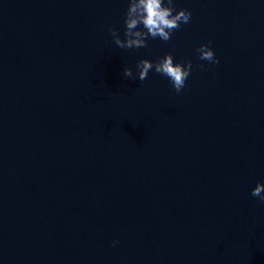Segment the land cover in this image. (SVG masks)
Returning <instances> with one entry per match:
<instances>
[{
	"label": "water",
	"instance_id": "1",
	"mask_svg": "<svg viewBox=\"0 0 264 264\" xmlns=\"http://www.w3.org/2000/svg\"><path fill=\"white\" fill-rule=\"evenodd\" d=\"M175 4L120 49L128 0H0V264H264V0Z\"/></svg>",
	"mask_w": 264,
	"mask_h": 264
},
{
	"label": "clouds",
	"instance_id": "2",
	"mask_svg": "<svg viewBox=\"0 0 264 264\" xmlns=\"http://www.w3.org/2000/svg\"><path fill=\"white\" fill-rule=\"evenodd\" d=\"M191 12L181 8L176 10L175 0H128V7L124 16L123 23L125 25L123 36L120 38L119 30L109 27L108 31L112 37L114 44L120 49L146 48L149 38L157 37L167 42L171 39L172 33L178 30L182 24L190 22ZM212 41L207 44H200L196 52L200 60L207 61L210 64H218L212 48ZM196 67L204 69V65ZM137 73L134 76L133 71L125 67L123 75L128 79L138 78L144 81L148 77L150 71H155L166 76L173 89L179 93L185 88V81L188 79L193 65L191 61L183 63H174L171 53L165 54L156 61L141 59L136 63ZM251 195L258 198L264 203V184L257 183L251 189ZM117 241H113L115 245Z\"/></svg>",
	"mask_w": 264,
	"mask_h": 264
}]
</instances>
